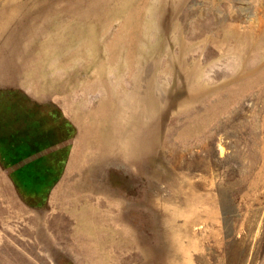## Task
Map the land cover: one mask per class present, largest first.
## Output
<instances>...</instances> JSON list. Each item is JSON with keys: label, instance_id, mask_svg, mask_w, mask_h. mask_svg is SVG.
<instances>
[{"label": "rangeland", "instance_id": "obj_1", "mask_svg": "<svg viewBox=\"0 0 264 264\" xmlns=\"http://www.w3.org/2000/svg\"><path fill=\"white\" fill-rule=\"evenodd\" d=\"M0 264H264V0H0Z\"/></svg>", "mask_w": 264, "mask_h": 264}, {"label": "trees", "instance_id": "obj_2", "mask_svg": "<svg viewBox=\"0 0 264 264\" xmlns=\"http://www.w3.org/2000/svg\"><path fill=\"white\" fill-rule=\"evenodd\" d=\"M28 168L29 167L25 163H19L18 165H13V171L16 173L13 174V176L17 175V177H20V175L25 174Z\"/></svg>", "mask_w": 264, "mask_h": 264}]
</instances>
